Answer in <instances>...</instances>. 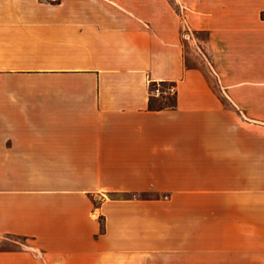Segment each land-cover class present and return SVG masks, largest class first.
<instances>
[{
  "label": "crops",
  "instance_id": "1",
  "mask_svg": "<svg viewBox=\"0 0 264 264\" xmlns=\"http://www.w3.org/2000/svg\"><path fill=\"white\" fill-rule=\"evenodd\" d=\"M0 264H264V0H0Z\"/></svg>",
  "mask_w": 264,
  "mask_h": 264
},
{
  "label": "built area",
  "instance_id": "2",
  "mask_svg": "<svg viewBox=\"0 0 264 264\" xmlns=\"http://www.w3.org/2000/svg\"><path fill=\"white\" fill-rule=\"evenodd\" d=\"M148 94L150 98H163L167 96H174L176 88L167 83H155L148 85Z\"/></svg>",
  "mask_w": 264,
  "mask_h": 264
}]
</instances>
